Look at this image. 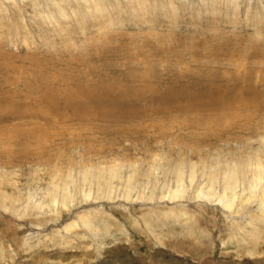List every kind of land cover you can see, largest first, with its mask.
<instances>
[{"label":"rangeland","instance_id":"obj_1","mask_svg":"<svg viewBox=\"0 0 264 264\" xmlns=\"http://www.w3.org/2000/svg\"><path fill=\"white\" fill-rule=\"evenodd\" d=\"M258 163L264 0H0V264H264Z\"/></svg>","mask_w":264,"mask_h":264},{"label":"bare ground","instance_id":"obj_2","mask_svg":"<svg viewBox=\"0 0 264 264\" xmlns=\"http://www.w3.org/2000/svg\"><path fill=\"white\" fill-rule=\"evenodd\" d=\"M89 2V1H88ZM76 3V2H74ZM138 3V2H137ZM142 3V2H141ZM141 3L139 2V4L141 5ZM129 4V3H128ZM158 6V5H157ZM57 7V6H56ZM132 7V6H131ZM160 8V6H158ZM51 8V7H50ZM141 8V7H140ZM51 10H53L51 8ZM78 10V8L76 9ZM77 12V11H76ZM145 13V12H144ZM163 14V13H162ZM168 14V13H167ZM58 15V14H55V16ZM62 17V16H61ZM59 18V17H58ZM3 22V21H2ZM57 30V29H56ZM216 105H219L218 107H227V105H229L228 103H224V104H216ZM227 117V116H225ZM216 124H218V122H216ZM231 126V125H230ZM231 128V127H229ZM233 128V127H232ZM247 146V145H246ZM241 152V151H240ZM261 157V156H260ZM259 158V157H258ZM222 160V159H221ZM251 161V160H250ZM256 161V160H255ZM250 163V162H249ZM256 163V162H254ZM218 164V163H216ZM245 165V164H244ZM261 163H258L257 164V167H259V170H257L256 172H254V174H252L251 176V181L249 186H250V189L252 190L253 193H255L253 196H255L256 198H258L259 201H261L262 203H264V166H260ZM221 167L219 168V171L216 172L214 175L216 176V182L220 179L219 182H221V184H223L224 186L222 187L223 188V191H228L229 192V195H228V192L225 194H223L221 197L218 196V198H216V202L218 204H221V206L227 210H231V206L232 204L229 203V201H234V197L236 195L235 193V187H234V184L236 185L238 182V178L239 176H244L242 175V173H244L245 171L244 168H239V166H237L235 163L233 164V166H230L229 163H225L220 165ZM248 166V165H247ZM219 167V166H218ZM217 167V168H218ZM253 167V166H252ZM251 167V169H252ZM246 168V167H245ZM255 169V167H254ZM254 171V170H253ZM242 172V173H241ZM251 174V173H250ZM213 175V176H214ZM215 178H212L211 180H214ZM246 180V178H245ZM248 180V179H247ZM250 181V180H249ZM245 182V181H244ZM247 182V181H246ZM240 184V183H239ZM219 187V186H218ZM248 189V190H250ZM243 190V189H242ZM246 190V188H245ZM244 191V190H243ZM176 193V192H174ZM223 193V192H222ZM251 193V192H250ZM228 195V197L226 198V196ZM174 196V197H173ZM172 197L173 198H177V195H173ZM199 196H201V198H204V199H207V194L201 192L199 194ZM241 197V196H240ZM208 200V199H207ZM55 202V201H54ZM56 203V202H55ZM263 206V205H262ZM262 213L264 215V206L262 207ZM238 216V215H237ZM258 220V219H257ZM261 220V219H259ZM264 220V219H263ZM75 222L71 223L70 226L72 227L73 225L75 226ZM69 226V227H70ZM70 227V228H71ZM68 229V228H66Z\"/></svg>","mask_w":264,"mask_h":264}]
</instances>
